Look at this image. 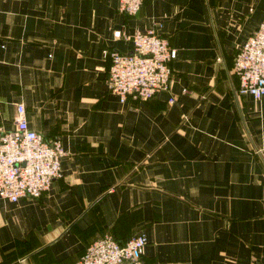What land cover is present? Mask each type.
Listing matches in <instances>:
<instances>
[{
    "label": "crops",
    "instance_id": "1",
    "mask_svg": "<svg viewBox=\"0 0 264 264\" xmlns=\"http://www.w3.org/2000/svg\"><path fill=\"white\" fill-rule=\"evenodd\" d=\"M118 5L0 0V131L21 106L64 153L39 198H0V264H78L139 233L144 264H264V97L238 95L232 71L264 0ZM156 25L176 51L169 92L121 104L104 52L132 53Z\"/></svg>",
    "mask_w": 264,
    "mask_h": 264
},
{
    "label": "built area",
    "instance_id": "2",
    "mask_svg": "<svg viewBox=\"0 0 264 264\" xmlns=\"http://www.w3.org/2000/svg\"><path fill=\"white\" fill-rule=\"evenodd\" d=\"M119 11L136 15L146 0H118ZM160 25L131 38L132 53L104 52L110 59L106 86L121 104L128 100L145 102L158 93H168L172 81L170 64L176 58ZM115 38L120 32L114 33ZM239 80L238 95L254 101L264 97V21L239 48L233 64ZM173 102V99L169 101ZM12 131H0V198L12 203L23 198H39L53 181L62 178L63 149L59 139L49 141L31 130L19 106ZM146 238L139 233L120 244L111 237L91 243L78 264H144Z\"/></svg>",
    "mask_w": 264,
    "mask_h": 264
}]
</instances>
